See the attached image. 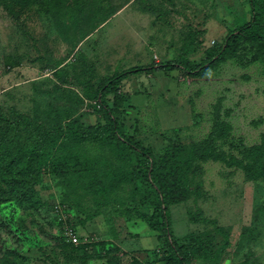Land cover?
<instances>
[{
    "label": "rangeland",
    "instance_id": "rangeland-1",
    "mask_svg": "<svg viewBox=\"0 0 264 264\" xmlns=\"http://www.w3.org/2000/svg\"><path fill=\"white\" fill-rule=\"evenodd\" d=\"M20 9L0 7V114L12 123L15 112L39 116L48 128L71 115L103 124L97 87L125 69L197 64L231 30L252 22L264 32L250 0H28ZM223 56L199 75L168 68L124 79L118 118L157 159L171 146L204 144L223 156L198 155L181 184L185 198L169 205L177 241L196 237L215 251L194 255L191 264H264V229L248 237L264 180L228 163L264 143V47L239 39ZM216 120L226 131L218 140ZM65 144L77 165L43 169L37 205L19 204L9 192L1 200L0 264H163L165 241L139 218L138 182L125 177L112 147L102 139ZM92 167L103 192L85 190L81 170ZM66 227L78 232V243Z\"/></svg>",
    "mask_w": 264,
    "mask_h": 264
},
{
    "label": "trees",
    "instance_id": "trees-1",
    "mask_svg": "<svg viewBox=\"0 0 264 264\" xmlns=\"http://www.w3.org/2000/svg\"><path fill=\"white\" fill-rule=\"evenodd\" d=\"M250 1L254 15L253 22L259 23L264 18V0ZM27 2L28 0H0V7L3 6L7 11L14 13L16 5L22 11L27 6ZM108 15H102L100 20L107 19ZM251 23L231 30L223 46L200 63L182 61L132 66L103 81L96 90L98 104L105 120L103 124H84L71 115L48 128L46 122L39 116L30 117L15 112L13 120L16 122L12 123L8 117L0 114V203L9 192L19 204L37 205L41 200L38 185L42 180L43 169L48 167L51 172H59L63 169L61 167L63 165L68 169L77 165L64 154L66 150H73L65 144V140L72 139L78 144L91 139H102L112 147L116 157L125 163L123 171L125 177L138 182L134 190L135 201L145 207L144 211L137 210L138 216L146 221L152 230L158 232L159 238L164 239L165 246L161 250L163 264H191L192 257L197 254L212 257L215 251L196 237L189 242L177 241L172 229L169 205L185 198L181 184H184L183 178L189 173L188 169L196 159L204 155L214 156L216 160H224L223 156L215 154V151L213 155L212 150L205 149L204 144V148L195 145L192 149L178 147L177 150L171 146L162 158L157 159L152 149L144 146L131 135L126 124L119 120L118 114L124 102L119 87L122 81L130 76L165 71L168 68L181 69L190 76L202 74L209 67L216 65V61L223 58L239 39L264 47V32L253 30ZM109 94H113L112 101L107 98ZM216 122L212 137L218 140L226 136V131L223 130L220 120ZM262 151H264V143L247 148L242 160L230 158L228 163L242 167L247 177L252 180H264ZM81 171L87 172L85 175H88H80L85 190L94 193L105 191V185L95 173L94 167L83 168ZM259 194L256 196L255 221L248 231L250 239H255L264 229L262 221L264 200L261 196L264 192ZM76 233L79 235L78 232ZM117 249L113 248L112 251ZM81 264L88 262L83 259ZM125 264L142 263L138 259H133Z\"/></svg>",
    "mask_w": 264,
    "mask_h": 264
},
{
    "label": "built area",
    "instance_id": "built-area-1",
    "mask_svg": "<svg viewBox=\"0 0 264 264\" xmlns=\"http://www.w3.org/2000/svg\"><path fill=\"white\" fill-rule=\"evenodd\" d=\"M65 235L71 239L74 243L78 242V236L77 233L70 227L65 228Z\"/></svg>",
    "mask_w": 264,
    "mask_h": 264
}]
</instances>
